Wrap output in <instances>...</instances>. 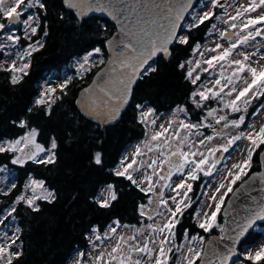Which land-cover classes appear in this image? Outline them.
Here are the masks:
<instances>
[{
    "label": "snow or ice",
    "instance_id": "obj_1",
    "mask_svg": "<svg viewBox=\"0 0 264 264\" xmlns=\"http://www.w3.org/2000/svg\"><path fill=\"white\" fill-rule=\"evenodd\" d=\"M63 2L75 11L78 23L90 13H101L115 22L116 30L103 47H94L76 60L74 76L65 75L59 83L45 81L33 107L50 117L53 106L69 95L74 79L83 80L99 68L76 100L80 111L98 129H106L134 103L143 138L129 144L112 162L107 170L117 179L101 184L90 200L100 209L112 208L123 194L119 184L126 181L145 201L136 206V224L114 219L103 231L91 226L85 240L95 255L77 248L69 254V261L264 264V172L249 175L254 155L260 156L264 166V123L257 126L255 122L264 113V0ZM46 15V0H0V57H4L0 72L9 74L13 86L24 81L34 54L45 48L46 20L42 37H33ZM15 25L23 26V35L17 34ZM98 28L108 31L104 23ZM22 40L28 43L21 46ZM178 49L190 53L175 64L191 86L187 102L167 113H160L147 100L136 102L139 83L156 74L161 61L171 63ZM256 101L259 103L254 105ZM11 123L25 131L14 138H0V161L20 167L29 162L57 164V136H51L45 146L38 142L40 132L27 117ZM76 132L79 127L66 134L67 143L78 139ZM92 139L103 144L99 136ZM236 152L242 158L234 160ZM91 162L105 168L103 151H94ZM3 173L7 175H0V197L17 194L10 204L0 207V264H22L23 230L14 223L19 209L26 206L39 213L41 202L52 204L58 197L44 180L31 174L18 188L14 172L0 163ZM256 180L260 183L258 197L251 195ZM242 195L250 202L237 203ZM189 210L196 228L205 234L215 229L219 235L206 239L201 232L190 234L183 225ZM178 226L182 230L179 236ZM256 231L261 233L260 239L253 235Z\"/></svg>",
    "mask_w": 264,
    "mask_h": 264
},
{
    "label": "trees",
    "instance_id": "obj_2",
    "mask_svg": "<svg viewBox=\"0 0 264 264\" xmlns=\"http://www.w3.org/2000/svg\"><path fill=\"white\" fill-rule=\"evenodd\" d=\"M46 3L47 15L42 18H46L49 35L46 37L45 48L34 54L31 73L20 85L13 86L8 82L9 74L0 72V138L22 135L25 130L15 127L11 121L27 117L30 125L40 132L37 137L39 143L47 146L53 135L60 141L58 162L55 165L44 166L29 162L20 167L11 165L8 160L0 161L8 164L9 169L14 172L18 188L31 174L36 179L44 180L46 186L54 189L58 197L52 204L41 202L39 213L31 212L26 206L19 209L18 219L14 223L23 230L22 264H68L70 253L77 248L86 250L89 247L85 234L90 231L91 226H99L103 231L114 219H120L124 224H136L139 219L136 206L145 202L142 194L134 188L130 189L126 181L119 184L123 194L112 208L100 209L90 200L91 194L101 184L117 179L111 177L107 170L113 166L112 162L119 158L129 144L143 138V128L136 123L134 103L118 123L106 129H98L96 123L88 120L78 108L76 100L79 91L90 83L99 68L86 74L83 80L74 79L68 89L69 95L53 106L50 117L45 116L42 109L33 107V101L45 81L56 75H64V72L74 76L76 60L94 47H103L105 39L116 30L115 25L99 17L84 19L78 23L75 12L66 9L63 0H46ZM61 16L63 20L60 19ZM43 23L44 21L37 37L43 35ZM99 23L106 24L108 31H100ZM105 53L106 59V49ZM189 54L178 49L171 63L161 61L157 73L140 82L135 89L136 102L147 100L160 113L168 112L177 104L186 103L191 86L183 79L182 71L177 70L175 64L186 59ZM30 107H33L32 113L27 111ZM193 119H197L195 113ZM77 127L79 132L75 135L78 139L71 144L67 143L66 134ZM93 136H99L103 144L93 140ZM97 150L104 153L105 168L91 162L92 153ZM259 170V155H254L249 175ZM16 194L17 191H14L9 197H0L4 201L0 207L10 204ZM183 225L189 229L190 234L201 232L205 237L219 234L215 229L211 234H205L196 228L191 210L186 213ZM180 231L182 230L178 226V236ZM253 235L257 239L261 238L259 231Z\"/></svg>",
    "mask_w": 264,
    "mask_h": 264
},
{
    "label": "water",
    "instance_id": "obj_3",
    "mask_svg": "<svg viewBox=\"0 0 264 264\" xmlns=\"http://www.w3.org/2000/svg\"><path fill=\"white\" fill-rule=\"evenodd\" d=\"M64 3V2H63ZM64 6L66 7V5L64 4ZM66 9H68L67 7H66ZM68 10H71V11H74V10H72V9H68ZM75 12V11H74ZM93 17H99V18H102V19H106V20H108L109 22H111L113 25H115V22L114 21H112L108 16H106V15H104V14H101V13H90L89 14V16H87V17H85L84 19H88V18H93ZM18 26V25H17ZM106 49V48H105ZM106 52H107V49H106ZM107 55H108V53H107ZM107 59V58H106ZM99 71V70H98ZM95 78V75L93 76V78H92V80ZM92 80H91V82H92ZM91 82L88 84V85H86L85 87H88L90 84H91ZM84 87V88H85ZM83 89V88H82ZM81 89V90H82ZM81 90L79 91V94H78V97H77V99L78 98H80V94H81ZM131 105V104H130ZM129 105V106H130ZM78 106V105H77ZM129 106H127L126 107V109L124 110V111H122L121 112V115H120V119L118 120V122L121 120V118H122V116H123V114L125 113V111L129 108ZM78 108H79V106H78ZM118 122H116V123H118ZM115 123V124H116ZM259 162H260V170L259 171H256L257 173H259V172H264V166H262L261 165V158H260V156H259ZM252 174V173H251ZM250 174V175H251ZM245 179H247V178H245ZM259 187H260V183H259V180H256V182H255V184L253 185V188L255 189L254 191H252L251 192V195H253V196H260L261 195V193H260V191H259ZM241 202H250V201H248L247 200V198L245 197V196H241V201H238L237 203H241ZM218 236V235H217Z\"/></svg>",
    "mask_w": 264,
    "mask_h": 264
},
{
    "label": "rangeland",
    "instance_id": "obj_4",
    "mask_svg": "<svg viewBox=\"0 0 264 264\" xmlns=\"http://www.w3.org/2000/svg\"><path fill=\"white\" fill-rule=\"evenodd\" d=\"M242 2H246V0H242ZM65 75H69V74L64 72V75H60V76L56 75L55 77H51L47 81H52L54 83H59L64 78ZM262 99H264V98H262ZM258 103H259V101H256V102H254V105L258 104ZM213 106H215V104H213ZM249 111H250L249 113H251L253 111V108H250ZM163 113H167V112H163ZM255 122H256L257 126H259V124H261V123H264V113H261V116L259 118H256ZM136 142H138V140L133 142L132 144H135ZM220 142H222V141H217V143H220ZM240 143H241V146H243L244 142H240ZM233 157H234V160L236 158H242V157H239V152L233 153ZM234 160L232 162H234ZM0 175H7V173H3V174H0ZM11 179H13V177L9 176V180H11ZM86 251L89 252V255H95V253H92L90 251L89 247L86 249ZM68 264H74V259H72Z\"/></svg>",
    "mask_w": 264,
    "mask_h": 264
},
{
    "label": "flooded vegetation",
    "instance_id": "obj_5",
    "mask_svg": "<svg viewBox=\"0 0 264 264\" xmlns=\"http://www.w3.org/2000/svg\"><path fill=\"white\" fill-rule=\"evenodd\" d=\"M46 20V18H42V20H41V23L43 22V21H45ZM47 25H48V23H47ZM18 31H17V34L18 35H23V26L22 25H15L14 26ZM47 30H48V32H49V28H47ZM41 37H37V36H35V37H33V40H35V39H40ZM44 41L46 42V37H44ZM28 43V41H26V40H22L21 41V46H25L26 44ZM34 58V57H33ZM0 59H4V57H0ZM32 61H33V59H32ZM32 70V69H31ZM31 70H30V72H29V74L31 73ZM219 235V234H218ZM208 237H206V239H207ZM179 242V241H178Z\"/></svg>",
    "mask_w": 264,
    "mask_h": 264
},
{
    "label": "bare ground",
    "instance_id": "obj_6",
    "mask_svg": "<svg viewBox=\"0 0 264 264\" xmlns=\"http://www.w3.org/2000/svg\"><path fill=\"white\" fill-rule=\"evenodd\" d=\"M107 58V57H106ZM91 82V81H90Z\"/></svg>",
    "mask_w": 264,
    "mask_h": 264
}]
</instances>
